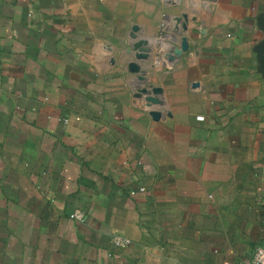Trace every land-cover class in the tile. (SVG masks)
Here are the masks:
<instances>
[{"label": "crops", "instance_id": "0c3cea01", "mask_svg": "<svg viewBox=\"0 0 264 264\" xmlns=\"http://www.w3.org/2000/svg\"><path fill=\"white\" fill-rule=\"evenodd\" d=\"M209 3L0 0V264H252L264 0Z\"/></svg>", "mask_w": 264, "mask_h": 264}, {"label": "water", "instance_id": "95a60500", "mask_svg": "<svg viewBox=\"0 0 264 264\" xmlns=\"http://www.w3.org/2000/svg\"><path fill=\"white\" fill-rule=\"evenodd\" d=\"M258 23L260 26H263L264 27V14L263 15H260L258 17ZM183 29L184 30H187L188 29V26L186 23H184L183 25ZM145 41L144 40H139V41H136L135 43H132L133 44V47L134 49H136L138 51L137 53V57L139 59H145L147 58V55H146V52H148V49H146L145 47L142 46V44H144ZM260 49L264 52V42L263 44L260 46ZM188 50V43H187V38L184 37L182 43H181V47L180 48H175V51L177 53H181V52H186ZM129 52H131V49L128 50ZM129 69L131 72H135V73H138L140 72L141 68L139 66V64L137 62H130L129 63ZM139 79L140 80H144V77L142 75L139 76ZM163 91V89L161 87H157V86H152V94H149L148 92V89L147 88H141L139 89L138 91V95L137 96H141L142 94H145V99L147 100V102H149L148 104H157V103H160V98L158 97L159 94H161ZM154 116L156 118L159 117V115L157 113H153Z\"/></svg>", "mask_w": 264, "mask_h": 264}, {"label": "rangeland", "instance_id": "374dc122", "mask_svg": "<svg viewBox=\"0 0 264 264\" xmlns=\"http://www.w3.org/2000/svg\"><path fill=\"white\" fill-rule=\"evenodd\" d=\"M212 1L213 0H209V5H212ZM208 2V0H183V6L185 7V9L180 13V17L183 20L189 19L191 17V11L189 10V8H193L194 12L196 13L197 16H199L200 18L202 16L206 15V9L205 7V3ZM197 7V9L194 7ZM188 7V8H187ZM199 7V8H198ZM199 14V15H198ZM186 31V30H185Z\"/></svg>", "mask_w": 264, "mask_h": 264}, {"label": "built area", "instance_id": "2783aa9c", "mask_svg": "<svg viewBox=\"0 0 264 264\" xmlns=\"http://www.w3.org/2000/svg\"><path fill=\"white\" fill-rule=\"evenodd\" d=\"M140 190H144V188H140ZM72 218L83 219L82 212H75L71 215ZM116 242L119 244H127L129 241L128 239L116 237ZM252 264H264V246H257L253 253V260Z\"/></svg>", "mask_w": 264, "mask_h": 264}]
</instances>
